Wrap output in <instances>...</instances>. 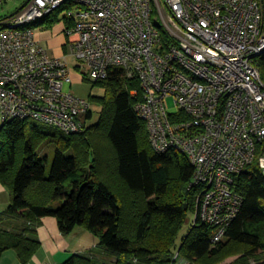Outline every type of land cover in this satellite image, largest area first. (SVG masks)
I'll return each instance as SVG.
<instances>
[{
    "label": "built area",
    "instance_id": "2783aa9c",
    "mask_svg": "<svg viewBox=\"0 0 264 264\" xmlns=\"http://www.w3.org/2000/svg\"><path fill=\"white\" fill-rule=\"evenodd\" d=\"M56 12L68 38L61 57L34 25ZM263 53L264 0H27L0 17V130L30 120L83 132L94 112L66 89L69 58L94 81L124 69L143 89L136 110L153 149L194 166V224L212 225L216 243L242 208L238 178L254 163L264 175Z\"/></svg>",
    "mask_w": 264,
    "mask_h": 264
},
{
    "label": "trees",
    "instance_id": "16d2710c",
    "mask_svg": "<svg viewBox=\"0 0 264 264\" xmlns=\"http://www.w3.org/2000/svg\"><path fill=\"white\" fill-rule=\"evenodd\" d=\"M58 12L34 25L52 27L60 22ZM259 66L264 80V53ZM94 85L104 89L91 96L100 118L83 132L68 134L30 120L0 130V182L11 194L0 212V260L14 249L20 264H28L41 247L42 218L54 216L64 235L87 228L108 255L76 253L62 264H178V250L188 264H221L233 255L231 264H264V175L257 164L238 178L244 202L225 237L214 243L215 229L198 218L178 243L197 208L194 166L185 153L153 149L136 110L143 98L137 79L115 68ZM50 138L56 153L49 172L40 151Z\"/></svg>",
    "mask_w": 264,
    "mask_h": 264
},
{
    "label": "crops",
    "instance_id": "0c3cea01",
    "mask_svg": "<svg viewBox=\"0 0 264 264\" xmlns=\"http://www.w3.org/2000/svg\"><path fill=\"white\" fill-rule=\"evenodd\" d=\"M40 43L56 57L64 56L69 47L64 24L60 21L50 28L40 27L36 31ZM11 201L10 190L0 182V212ZM41 247L28 264H62L76 253H92L105 258V248L99 245V239L83 226L76 227L70 234L64 235L54 216H46L38 226ZM0 264H20L17 252L7 250Z\"/></svg>",
    "mask_w": 264,
    "mask_h": 264
},
{
    "label": "rangeland",
    "instance_id": "374dc122",
    "mask_svg": "<svg viewBox=\"0 0 264 264\" xmlns=\"http://www.w3.org/2000/svg\"><path fill=\"white\" fill-rule=\"evenodd\" d=\"M26 1L27 0L4 1L0 6V17L8 16L12 14L13 12L17 11ZM69 61L73 69V84L66 85V89H70L77 96L84 98V99H88L92 102V109L94 112V116L90 119V123L97 122L100 118L101 107L99 106V104L92 101L91 96H102L104 94V89L100 87L99 85H94V80L84 77L82 70L84 71L85 68H83L82 70L77 69L75 66L78 64V62H76L74 58L70 57ZM170 102H171L170 108L171 110H173L174 106L172 104L171 99H170ZM55 153H56L55 140L50 138L44 143L40 151L41 155L46 156L49 159V164H48L49 172L52 166L53 159L55 157ZM195 219H196V212L190 211V213L188 214L186 223L180 232L178 243H180L182 239L187 235ZM13 251L15 250L13 249ZM178 252L179 250L177 251V253ZM237 256L238 255L230 256L226 258L221 264H231L237 258ZM105 258H108V255H105Z\"/></svg>",
    "mask_w": 264,
    "mask_h": 264
},
{
    "label": "water",
    "instance_id": "95a60500",
    "mask_svg": "<svg viewBox=\"0 0 264 264\" xmlns=\"http://www.w3.org/2000/svg\"><path fill=\"white\" fill-rule=\"evenodd\" d=\"M24 4H25V3H24ZM22 6H23V5H22ZM22 6H21V7H22Z\"/></svg>",
    "mask_w": 264,
    "mask_h": 264
}]
</instances>
